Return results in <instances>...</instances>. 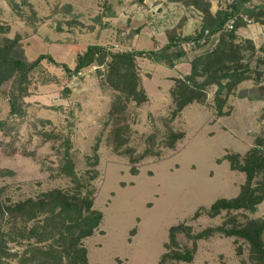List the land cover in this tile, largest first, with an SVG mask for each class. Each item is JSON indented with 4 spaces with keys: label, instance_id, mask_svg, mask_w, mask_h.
Listing matches in <instances>:
<instances>
[{
    "label": "rangeland",
    "instance_id": "1",
    "mask_svg": "<svg viewBox=\"0 0 264 264\" xmlns=\"http://www.w3.org/2000/svg\"><path fill=\"white\" fill-rule=\"evenodd\" d=\"M192 1L0 0V44L17 38L18 51L26 61L51 55L73 70L77 55L89 45L103 44L115 52L135 49L131 40L110 39L107 17L114 5L128 2L153 8L147 12L148 21L161 12L172 17L185 12L192 19L195 37L206 22L202 7L211 8L212 0H198V8ZM254 1L260 10L250 24L237 20L236 36L255 46V50L246 51L244 65L260 72V81L239 84L223 109L228 115L217 114L216 86L211 85L204 102H193L172 118L170 88L175 78L171 75L177 73L144 57L137 58V65L149 100L139 106L130 102L114 116L110 111L118 93L97 73L98 69L106 73L105 66L93 64L72 74L42 60L30 74L28 94L20 101L23 112L18 115L10 114L7 93L11 84H3V199L17 202L54 189H74L71 179L61 173L64 143L69 138L77 176L86 184L96 173L90 186L96 191L94 209L103 214L98 230L84 241L89 264L117 260L121 264H160L173 226L185 223L198 233L211 227H232L247 218H264V200L254 213L232 210L210 217L204 211L219 198L237 196L245 183V174L232 170L223 157L243 156L257 139L264 140V0ZM221 33L211 38L217 40L187 51L183 58L189 61L209 51ZM171 131L184 133L173 148L167 147L165 140ZM115 144L121 145L120 153L114 150ZM144 154L135 164L137 174H132L130 158ZM96 155L98 163L93 165ZM197 212L200 214L194 218ZM177 240L182 249L194 247L185 233H179ZM172 263L254 264L244 239L220 232L197 241L191 262L165 264Z\"/></svg>",
    "mask_w": 264,
    "mask_h": 264
},
{
    "label": "trees",
    "instance_id": "2",
    "mask_svg": "<svg viewBox=\"0 0 264 264\" xmlns=\"http://www.w3.org/2000/svg\"><path fill=\"white\" fill-rule=\"evenodd\" d=\"M247 1L249 0H235L232 12L221 10L215 15H212L210 5L202 7L206 22L200 34L205 29H208L210 34L222 31L227 19L233 14H240V9L243 14L252 18L261 7L246 8L244 4ZM191 4L199 7L198 0H193ZM198 36L173 39L170 45L150 51L115 52L102 45H89L83 53L77 55L73 70L66 64L57 62L51 55L42 54L34 61L28 62L18 51L19 39H7L5 44H0V91L3 84L10 82L7 93L10 114L18 115L23 112L20 101L28 94L30 74L41 65L42 60L47 59L72 74H78L84 68L96 64L106 67V73L100 69L97 73L105 76L106 82L118 93L110 111V115L114 116L122 112L130 102L139 106L149 100L141 84L138 57L173 67L175 62L186 56L179 43L188 42ZM219 37L212 49L190 60L189 74L174 79V86L170 90L174 104L172 118L178 116L187 105L204 102L207 88L211 85L216 86L214 99L217 114L228 115L229 111L224 112L223 109L228 96L239 84L251 79L260 81V72L244 65L248 57L246 51L255 50V46L248 40L237 39L236 26L232 31H222ZM2 124L0 121V127ZM183 137L184 133L171 131L165 139L166 146L173 148ZM64 144L61 173L71 179L74 189H54L35 198L13 202L3 199V189L0 188V264H13L12 261L17 264H89L84 241L98 230L103 219L102 212L94 209L96 191L90 186V181L96 178V173L90 175L88 183L81 181L69 152L72 148L70 139L67 138ZM113 148L117 153L121 152L120 144H115ZM144 156L145 154L140 158H130L133 165L132 174H137L135 164ZM223 160L230 163L232 170L245 174V183L237 196L219 198L204 211L210 217L219 216L222 211L256 212L258 205L264 200V140L257 139L243 156L238 153L226 154ZM97 163L96 155L93 165ZM199 214L200 212H197L194 218ZM217 232L244 239L249 245V259L254 264H264V218H247L232 227H211L198 233H193L191 226L185 223L173 226L169 230V241L165 244L167 252L162 256L160 264L168 261L191 262L197 241L210 238ZM179 233H185L193 241L192 249L180 247L177 240ZM112 264L121 262L117 260Z\"/></svg>",
    "mask_w": 264,
    "mask_h": 264
},
{
    "label": "crops",
    "instance_id": "3",
    "mask_svg": "<svg viewBox=\"0 0 264 264\" xmlns=\"http://www.w3.org/2000/svg\"><path fill=\"white\" fill-rule=\"evenodd\" d=\"M174 8L175 12H177V6ZM222 9L221 0L211 1L210 11L212 15H215ZM152 10L153 8H148L147 6L142 5L140 6L136 3L133 4L127 2L125 4L114 5L111 9V14L107 17V20L111 21L110 27L107 28L111 35L110 39H113V41H115V39H128L129 41H132L131 44L133 45L132 47L135 48V51H150L159 50L170 45L171 40L173 39L193 37L194 29L189 14L180 12L172 17L170 15H164L161 12L154 16V21H148L150 17L147 12ZM200 19L202 20L201 17ZM196 21L200 24L198 19H196ZM100 45L105 46L103 44ZM147 60L152 64L171 68V71L177 73L171 75L173 78L181 77L178 76V72H182L184 74L183 76H185L189 74L191 70L190 60L188 61L185 58L175 62L173 68L165 64L155 63L149 59ZM172 85L173 81L169 87Z\"/></svg>",
    "mask_w": 264,
    "mask_h": 264
},
{
    "label": "built area",
    "instance_id": "4",
    "mask_svg": "<svg viewBox=\"0 0 264 264\" xmlns=\"http://www.w3.org/2000/svg\"><path fill=\"white\" fill-rule=\"evenodd\" d=\"M235 0H221L222 4V10L232 12V5L234 4ZM246 8L249 9H255L258 7V3H256L254 0H249L245 4ZM241 18L248 24L252 23L251 18L247 14H233L231 17L227 19V21L224 23L222 27V31H232L235 29L237 20ZM216 34H210L208 29H205L202 34H200L198 37L188 41V42H180L179 47L183 49L185 52L195 49L197 46H204L208 45L211 38H213Z\"/></svg>",
    "mask_w": 264,
    "mask_h": 264
}]
</instances>
